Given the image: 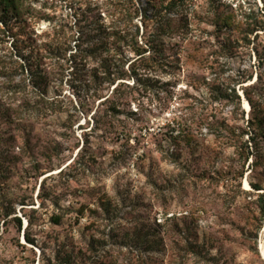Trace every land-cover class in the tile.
I'll return each instance as SVG.
<instances>
[{
    "label": "rangeland",
    "instance_id": "rangeland-1",
    "mask_svg": "<svg viewBox=\"0 0 264 264\" xmlns=\"http://www.w3.org/2000/svg\"><path fill=\"white\" fill-rule=\"evenodd\" d=\"M185 1L190 8L182 6V12L163 9L164 21L145 0L127 5L130 16L112 9V0H24L23 8L31 11L24 17H34L28 27L0 13V100L27 103L19 122L33 137L32 155L20 157L16 175L0 185V202L13 201L14 216L22 220L19 235L0 228V264H264L258 251L264 137L253 148L243 95L252 88V98L264 110V58L259 57L264 54V0ZM97 19L102 31L134 35L139 53L145 51L137 55L136 46L121 44L115 56L124 69L135 64L139 81H116L133 93L118 102L120 114L107 112V131H93L91 119L102 100L96 98L93 79L100 72L97 61L87 58L61 68L53 66L58 61L53 53L44 61L53 70L47 87L33 90L12 52V38L3 33L96 31L68 28ZM248 23L260 28L246 36ZM161 26L183 34L184 50L166 60L149 59L153 52L144 44ZM69 45L66 58L74 52V42ZM233 92L239 96L238 110L236 103L214 101L225 94L232 98ZM203 112L218 113L233 140L202 128L195 132L193 152H186L178 132ZM20 137L16 153L23 145ZM253 155L261 166L252 172ZM230 165L242 174L236 182L221 178ZM19 197L31 198L32 204L22 207ZM24 214L32 223L28 228Z\"/></svg>",
    "mask_w": 264,
    "mask_h": 264
},
{
    "label": "trees",
    "instance_id": "trees-1",
    "mask_svg": "<svg viewBox=\"0 0 264 264\" xmlns=\"http://www.w3.org/2000/svg\"><path fill=\"white\" fill-rule=\"evenodd\" d=\"M164 1L165 0H145V4L150 9H152L155 14L161 17L158 18L161 21H164L162 20L163 9L166 11L178 9L182 12L183 10L180 9L182 6L187 7L186 9L190 8V4H188L185 0H170L163 5ZM23 2L24 0H0V13L2 15L4 14V16H11L12 19H15L17 22L20 20L25 25V27H28V19L34 17H24L26 16V13L30 15L31 11L23 8ZM112 3H115V5H111V8L116 12L119 11L122 13L125 10L128 16H130L131 12L129 11L127 5H132L133 0H129V3H122V1L119 0H112ZM190 3H193V1ZM107 12H109L108 9ZM143 14L145 15V12ZM179 16L183 18L182 14H179ZM0 20H3V18L1 17ZM219 22L221 21L218 19L217 24ZM4 25L7 26L5 21ZM74 26L78 27L79 30L93 26V30L96 31H41L40 33H37L36 31H4L3 33L5 35L7 33L12 38V52L15 57L20 58V63L17 61L15 63H18L22 73L26 72V74L29 76V86L33 90L36 89L39 91H44L47 87L50 76L53 74V70H51L52 67L49 65L46 66L44 61L45 59H49V55L53 53H56L57 56L55 57L58 59V61L54 63L53 66L61 68L64 64L77 66V64H79L82 60L85 61L87 58H92L93 61H97L100 72L98 75L94 74L93 79L97 85L96 98L102 100L98 103V107L101 108L96 109L94 114L91 116V119L94 125L93 131H107L108 127L111 129L110 121H107V112L109 113L110 117L120 114V103L118 102H127L128 96L133 93V88H129V85H126L123 82L116 83V81L122 80L126 77L133 78L134 81L136 80L133 82V85L138 84L139 81L138 75L135 72V64H130L126 69H124L123 63L120 62V64H117L120 59L116 61L115 56L118 52L121 53V44H125L126 46H134L132 48H135L136 46L137 55H142L145 51L143 50L141 53H139L140 47L139 45H136L134 35H132L131 39H129L128 35L121 36L113 33L114 31H102L103 26L99 24L98 19L93 22L91 21L90 23H81L80 21H75V23H72L68 29L72 30ZM67 27L68 25L66 24L59 26L60 29ZM53 28L54 27H52V29ZM258 28L260 27L248 23L245 25L244 34H246V36L248 34L250 35ZM161 30L162 31L155 32L153 39L149 38L152 37V34H149V40H147L144 44L145 46L147 45L153 52L149 59L157 57L166 60L168 57H173L184 50L182 49L185 43V37L182 36L183 34L179 33L178 35V33L176 34V31H164L166 29H164L162 26ZM180 35L181 37H179ZM205 40L207 41L208 39ZM72 41L74 42V45L71 50L74 52L66 58V53L70 46L69 42ZM172 41L174 44L171 43ZM206 41L202 42L204 43ZM191 45H194V43H191ZM109 46H111L112 49H110ZM113 46H115V48H113ZM111 51H113L112 55H110ZM184 53L185 55H190V52L187 50L184 51ZM259 57L264 58V54L259 55ZM60 59L63 61H60ZM64 61L65 63H62ZM96 71L98 72V69ZM261 77L262 74H259L255 85L260 83ZM111 87L113 88L111 89L110 94H107L106 91H108ZM126 89H128V91H126ZM124 91L127 92L126 95H124ZM243 95L249 105L247 124L249 128L253 129L254 136L250 137V140L253 142L254 148L257 145L255 140L264 137V131H261L262 128H264V119H260V115H263L264 110L261 109V105H259L258 102L252 98V88H245L243 90ZM214 101L218 103L223 102L226 106L231 103H236L235 110L239 109V96H237L235 92H233L232 98L230 95L225 94L221 95L220 98L214 99ZM26 106L28 105L24 102L15 105L14 101L2 104L0 100V185H2L5 180L11 179L16 175L14 170L18 162H20L19 158L22 156L29 158L33 152V146L30 143L31 132H26L24 127L20 125L22 122H19L21 116L26 112ZM102 107L105 108L101 110ZM87 113L88 112L85 114ZM205 114L206 113L203 112L197 115L194 117V119H191L189 122H187L185 127L178 132L179 139L183 142L184 150L186 152H193L195 147L194 144H196L195 138L197 137L195 132H200L202 128H206L208 131L216 132L217 137L225 140L227 139L229 142H232L233 139L225 133L227 122L224 121V119L221 118L218 113L216 114V112L206 115ZM232 114H234V111ZM241 115L243 118V112ZM230 120L233 119L231 118ZM18 135H21L20 138L23 140L22 148H24V150L21 148V151L25 152H15V149H17L16 141ZM174 153L178 156L181 155L180 152L177 151H174ZM174 153L173 155H175ZM251 164L252 172L254 169L256 170L259 166H261L258 155H253ZM49 171H51V169ZM221 173V178L225 181L229 180L236 182L238 181V178L242 176L241 172H239V169L233 165H230L226 171H222ZM203 178L205 179V177ZM207 179L209 180V178ZM250 186L254 190H260L259 185L251 183ZM19 199V204L22 207L32 204L31 198H27L28 201L25 199V197H19ZM7 202V204L3 201L0 202V228H4L2 230L3 234H7L8 230H12L16 235H19L22 228V220L20 217L14 216L15 203L13 201ZM22 209L23 208L20 210ZM23 216L27 221L26 228H28L32 225L31 220L29 217H26L25 214ZM25 240L32 243L28 237H25ZM67 262L68 261L61 262L60 264H66Z\"/></svg>",
    "mask_w": 264,
    "mask_h": 264
},
{
    "label": "bare ground",
    "instance_id": "bare-ground-1",
    "mask_svg": "<svg viewBox=\"0 0 264 264\" xmlns=\"http://www.w3.org/2000/svg\"><path fill=\"white\" fill-rule=\"evenodd\" d=\"M244 186L248 188V185L246 182L244 183ZM261 234L262 236L258 242V251H259L261 259L264 261V226L262 228Z\"/></svg>",
    "mask_w": 264,
    "mask_h": 264
}]
</instances>
